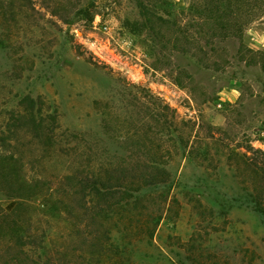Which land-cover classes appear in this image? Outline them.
Listing matches in <instances>:
<instances>
[{"label":"rangeland","instance_id":"obj_1","mask_svg":"<svg viewBox=\"0 0 264 264\" xmlns=\"http://www.w3.org/2000/svg\"><path fill=\"white\" fill-rule=\"evenodd\" d=\"M255 149L264 0H0V157L24 184L14 210L0 188V264H264ZM144 151L168 200L100 220L80 180Z\"/></svg>","mask_w":264,"mask_h":264},{"label":"trees","instance_id":"obj_2","mask_svg":"<svg viewBox=\"0 0 264 264\" xmlns=\"http://www.w3.org/2000/svg\"><path fill=\"white\" fill-rule=\"evenodd\" d=\"M90 60L93 61L92 59ZM24 103H27L29 110L32 112V115L29 116V118H26V121L24 122L27 124H33L39 129L38 131L42 132V130H44V121L35 114L39 101L31 96H26L24 98ZM52 117L53 122H56L55 117ZM18 120L22 121V119ZM4 140L5 138L3 137L2 141ZM144 153V156L149 159L147 158V160L138 162L131 167L127 168L120 166L110 168L104 173H94L93 176L85 177L80 180L81 189L86 190L89 188V191L94 194L93 212L100 220L104 217H109V219L113 218L111 214H115L116 209L121 206L131 204L135 208L142 206L141 204L149 201L148 198L150 194L153 195L155 192L160 193V191H162L163 194L161 200L164 202L168 200L171 179L170 170L166 166L157 162L156 159H152L150 153H146L145 151ZM240 157L247 165V170L249 169L250 171H253L261 181H264V152L260 149H255L253 157L248 153H243ZM9 160L10 159L7 160L6 157H0V188L6 187L7 185L9 186L10 181L16 179L15 186L19 195L13 197V200L9 205L11 209L14 210L19 208L21 201L22 203L24 201V195H20L19 193L20 190L21 192L23 191L24 184L21 182L19 174L17 173L18 178H16L15 176L17 175L12 172L13 169L11 165L8 166ZM11 164H13L12 161ZM15 172H18L16 168ZM256 189L259 190L258 188ZM8 190V192L12 194L15 190L11 186V183ZM252 204L254 209L264 216L263 192L261 190H259L258 193L254 191ZM122 208L124 207H121L120 209ZM3 213L4 210L2 211L0 209V224L4 219H8L7 212L4 215ZM160 218L161 217H158V219ZM2 229L3 227L0 229V241L3 240V238L10 236L8 229ZM14 233L16 234V231ZM16 236L20 237V234Z\"/></svg>","mask_w":264,"mask_h":264}]
</instances>
